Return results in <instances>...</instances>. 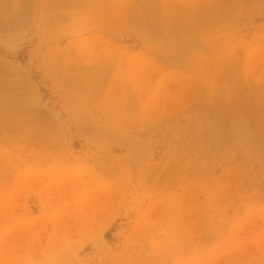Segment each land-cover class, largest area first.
<instances>
[{
  "label": "rangeland",
  "instance_id": "374dc122",
  "mask_svg": "<svg viewBox=\"0 0 264 264\" xmlns=\"http://www.w3.org/2000/svg\"><path fill=\"white\" fill-rule=\"evenodd\" d=\"M0 264H264V0H0Z\"/></svg>",
  "mask_w": 264,
  "mask_h": 264
}]
</instances>
